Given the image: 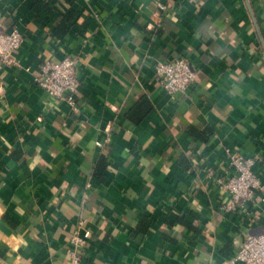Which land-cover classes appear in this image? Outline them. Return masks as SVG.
Here are the masks:
<instances>
[{"label":"crops","instance_id":"0c3cea01","mask_svg":"<svg viewBox=\"0 0 264 264\" xmlns=\"http://www.w3.org/2000/svg\"><path fill=\"white\" fill-rule=\"evenodd\" d=\"M0 13L22 35L18 64L0 67V264H66L80 220L81 264H222L264 225L259 201L225 210L217 182L234 152L264 185V0H0ZM66 54L77 112L34 81ZM178 56L196 79L170 95L154 65Z\"/></svg>","mask_w":264,"mask_h":264},{"label":"built area","instance_id":"2783aa9c","mask_svg":"<svg viewBox=\"0 0 264 264\" xmlns=\"http://www.w3.org/2000/svg\"><path fill=\"white\" fill-rule=\"evenodd\" d=\"M158 6L164 8L160 3ZM21 42L22 35L16 27L3 29V17L0 13V67L18 64L16 51ZM76 68L77 58L66 54L58 61L45 59L34 76L35 83L49 99L65 101L73 112L79 109ZM154 77L163 91L173 95L185 93L194 83L196 72L185 56H178L157 60L154 65ZM228 158L232 173L224 179H217L228 197L223 208L233 211L256 201L264 205V185L253 171L255 157L230 152ZM90 238L91 231L84 226V220H80L68 241L66 264H81L83 250ZM222 264H264V233L247 235L236 252Z\"/></svg>","mask_w":264,"mask_h":264},{"label":"trees","instance_id":"16d2710c","mask_svg":"<svg viewBox=\"0 0 264 264\" xmlns=\"http://www.w3.org/2000/svg\"><path fill=\"white\" fill-rule=\"evenodd\" d=\"M73 14H74L73 11H66L62 14V18L60 22L58 23L56 30H55L56 35L62 36L67 32V30L70 27V24L68 23V21L73 19ZM74 24L76 25L75 22ZM85 25L86 24L83 23L82 25H80V27H85ZM150 108H151V104L148 101V99L145 96H141L137 104L135 105V107L131 109L127 115L129 116V118H131L132 120L136 122L140 120L148 112ZM135 116L136 118H134ZM189 134L192 136L200 137L204 140L207 138L204 132L199 131L194 127L189 128ZM108 164H109V160L106 155H100L98 157V160L96 161V164L92 172L95 179L99 181L105 180L104 171L107 168Z\"/></svg>","mask_w":264,"mask_h":264},{"label":"water","instance_id":"95a60500","mask_svg":"<svg viewBox=\"0 0 264 264\" xmlns=\"http://www.w3.org/2000/svg\"><path fill=\"white\" fill-rule=\"evenodd\" d=\"M264 233V225H258L255 227H252L249 230V235H259Z\"/></svg>","mask_w":264,"mask_h":264}]
</instances>
